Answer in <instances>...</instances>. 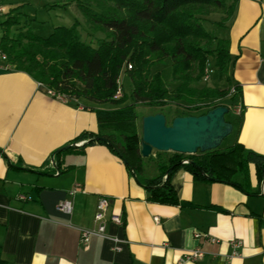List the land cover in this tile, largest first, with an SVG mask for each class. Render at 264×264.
Returning a JSON list of instances; mask_svg holds the SVG:
<instances>
[{"label":"crops","instance_id":"1","mask_svg":"<svg viewBox=\"0 0 264 264\" xmlns=\"http://www.w3.org/2000/svg\"><path fill=\"white\" fill-rule=\"evenodd\" d=\"M263 14L264 0H237L215 32L229 41L228 74L241 90L230 109L235 119H227L234 142L264 155ZM82 132L116 133L91 108L49 95L13 64L0 67V252L7 264H177L196 247L205 255L186 264H264V179L252 164L235 165L229 175L242 188L196 179L178 167L169 181L179 201L161 203L148 199L107 145L81 146L85 138L63 148ZM158 155L142 160L141 177L158 174V162L168 157L155 163ZM101 197L110 201L106 231L126 240L118 251L104 238L79 241V228L95 227ZM65 199L70 213L57 209ZM112 212L121 215L122 225L109 221Z\"/></svg>","mask_w":264,"mask_h":264},{"label":"trees","instance_id":"2","mask_svg":"<svg viewBox=\"0 0 264 264\" xmlns=\"http://www.w3.org/2000/svg\"><path fill=\"white\" fill-rule=\"evenodd\" d=\"M54 1L45 8H65L74 4L84 19L86 38L80 32L83 23L77 19L69 26L56 25L43 36L33 27L41 21L35 16L29 18L15 7L0 19V48L17 70L28 73L56 94L91 108L99 122L116 131L115 134L82 132L71 144L86 138L87 142L81 146L95 142L107 145L146 188L148 199L161 203L177 204L179 201L169 181L171 173L178 167H184L196 179L226 181L242 188L229 175L235 165L252 164L258 179H264V155L244 149L236 141L226 147L199 150L195 154L158 151L156 154H167L168 157L158 162L156 176L139 177L136 172L142 170L140 135L135 127L139 104L181 103L184 109L175 110L172 115L175 117L203 114L220 105L214 98L229 93L231 103L240 98V87L228 74L231 63L229 41L204 25L205 16L218 13L223 17L214 23L224 26L232 16L237 0ZM13 27L19 29L17 33L12 32ZM97 32L102 36L94 37ZM209 57L213 58L217 75L226 80L228 87H198L206 69L209 70ZM166 59L171 62L169 83L175 84L174 87L169 86L157 68ZM123 68L132 83L129 103H125V93L114 97ZM104 103L116 107L93 106ZM202 104L205 109L198 111ZM0 264H7L1 252Z\"/></svg>","mask_w":264,"mask_h":264},{"label":"rangeland","instance_id":"3","mask_svg":"<svg viewBox=\"0 0 264 264\" xmlns=\"http://www.w3.org/2000/svg\"><path fill=\"white\" fill-rule=\"evenodd\" d=\"M54 2H55L54 0H0V4L5 7V13L9 11L11 8L18 7L19 11L28 14L29 18H31L32 16H35L36 20H40L41 22L34 23L33 27L34 29L36 28L37 33L43 36L48 35L52 31L54 26L56 25L69 26L74 21V19H77L81 22V24L83 23V25L80 26L81 27L80 32H81L82 37L86 38L87 28L84 25V19L82 15L78 12V10L75 8L74 4H69L65 8L56 7L52 9H46V8H49L48 6H51V4H53ZM219 19L220 17H218V15L211 13L204 17V20H205L204 25L208 30L215 32V28L217 27L219 28V26L214 22H216ZM24 22L25 21H23V23ZM18 30L19 29H17L16 27L12 28L13 33H17ZM93 36L100 37L102 36V34L97 32ZM157 68L161 70L163 79L167 83L171 82L172 66H171L170 60L166 59L163 63L159 64ZM208 68H209L208 77L205 78L204 76L203 79L198 82L197 84L198 87L207 86V87L219 88V89L228 87L226 80L217 75L214 69L212 57H209ZM169 86L174 87L175 84L169 83ZM118 89L121 93L119 96H121L123 93L127 95V101L125 103L131 102L132 83H131V80L127 72H125L124 68L121 69L120 74H119ZM230 96L231 94L229 93L228 95L222 98H214V100L215 102L219 104L230 106L229 109H233V103H231ZM113 106H116V105H113ZM181 109H184L183 105L181 103H175V102L167 103V104L160 105V106H150V105L139 104L136 108L137 118L135 121V127L139 135L141 136V125H142V118L144 115L162 111V113L166 116L167 123H169L172 118L173 112L175 110H181ZM204 109H205V105L202 104V108L199 109L198 111H202ZM225 118L230 119V120L235 119L231 113V110H229V112L225 114ZM233 136L234 135L231 133L228 136H226L222 140L219 147L228 146L229 144L233 143L234 142ZM159 156L160 155L156 157L154 161L155 163L158 162L157 160L161 159ZM148 157L149 156L147 157L141 156L143 161L147 160ZM150 166H152V169L155 167L154 163L153 164L150 163ZM136 172H137V175L141 177V172L139 170H137Z\"/></svg>","mask_w":264,"mask_h":264},{"label":"water","instance_id":"4","mask_svg":"<svg viewBox=\"0 0 264 264\" xmlns=\"http://www.w3.org/2000/svg\"><path fill=\"white\" fill-rule=\"evenodd\" d=\"M228 112L229 107L220 104L203 114L175 116L169 123L162 112L144 115L139 152L147 157L158 151L195 154L217 148L233 130V124L225 118Z\"/></svg>","mask_w":264,"mask_h":264},{"label":"built area","instance_id":"5","mask_svg":"<svg viewBox=\"0 0 264 264\" xmlns=\"http://www.w3.org/2000/svg\"><path fill=\"white\" fill-rule=\"evenodd\" d=\"M5 13V9L4 7L0 4V19L2 17V15ZM0 35H1V28H0ZM10 62L7 56V53L4 52L1 48H0V67L8 69L10 67ZM208 73L209 70L206 69V73H205V78L208 77ZM233 90V88H232ZM231 90V91H232ZM47 93L49 95H52L54 97L57 98H64V96L62 94H56L53 90L51 89H47ZM120 91L118 89V91L116 92L114 97H119L120 95ZM184 163L187 162V160H183ZM75 190H72L71 193H73ZM22 198H24V196H22ZM109 198L107 197H101L98 205H97V210L94 214V221H95V227L93 228H79V233H80V238L79 241L81 242V244L87 245L90 241V239L92 237H100V238H104L107 239L109 241H111L113 243V249L115 250H120L121 249V243H125L126 240L123 238H120L114 234H109L106 231V217H107V211H108V207H109ZM57 209L65 212V213H70L71 209H72V204L71 201L68 199L62 200L57 204ZM109 221L115 225H122L123 220L122 217L119 213L116 212H112L109 217H108ZM156 220L158 219L157 217L155 218ZM197 235H199L197 233ZM240 244V242L237 240L234 242L233 246H238ZM205 255V252L196 247L193 248L189 251H187L183 256H181L178 261L177 264H186L187 262L190 261H195L197 259L202 258Z\"/></svg>","mask_w":264,"mask_h":264}]
</instances>
